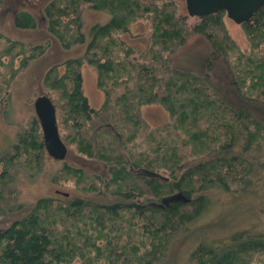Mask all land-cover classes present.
I'll return each mask as SVG.
<instances>
[{"label":"trees","instance_id":"16d2710c","mask_svg":"<svg viewBox=\"0 0 264 264\" xmlns=\"http://www.w3.org/2000/svg\"><path fill=\"white\" fill-rule=\"evenodd\" d=\"M83 3L109 15L86 34L81 30ZM3 4L0 0V9ZM43 11L46 31L64 50L83 44L80 56L50 64L40 84L72 155L54 181L86 198L42 196L20 218L8 216L19 208L13 203L16 171L29 166L32 175L46 156L33 116L10 151L0 155V264H151L175 234L204 212L207 188L246 195L262 185L264 117L253 107L256 115L250 114L246 106L264 108V6L239 24L248 45L243 52L226 28L223 10L188 23L179 17L175 0H48ZM13 21L18 28L36 26L25 9L16 11ZM138 21L146 28L133 57L121 36ZM191 33L208 45L199 73L169 60ZM43 50L42 44L25 46L0 31V102L18 70ZM83 62L96 72L103 94L98 107L83 93ZM219 62L241 100L237 106L211 82L209 72ZM151 102L167 113V121L153 127L141 115ZM69 158L85 165L67 163ZM144 170L162 177H148ZM177 191L189 202L159 205ZM215 244L195 248L192 264H264L262 231L242 229L229 242Z\"/></svg>","mask_w":264,"mask_h":264},{"label":"rangeland","instance_id":"374dc122","mask_svg":"<svg viewBox=\"0 0 264 264\" xmlns=\"http://www.w3.org/2000/svg\"><path fill=\"white\" fill-rule=\"evenodd\" d=\"M28 1L31 2V7H28L25 2L18 10L25 9L32 14L36 22V27L33 29L16 27L13 21V12L4 10L6 4H3L0 9V31L2 34L8 39L24 43L25 46L35 44L44 46L40 56L30 60L26 67L18 70L6 92L5 100L3 99L0 102V155L10 151L16 135L27 126L29 120L34 116L32 103L35 97L43 91L40 82L45 69L54 62H61L68 57L80 56L83 50V44H75L64 50L57 40L48 34L45 29L46 17L43 11L48 0ZM175 2L178 6L179 17L188 23H192L195 17L186 14L184 0H175ZM3 7L4 9H2ZM39 10L41 11L39 12ZM80 17L82 21L81 30L86 34L90 26L106 22L109 15L94 10L89 4L83 3ZM223 20L230 36L238 44L239 50L246 51L248 45L240 25L225 15ZM121 38L132 47L133 57H136L137 52L142 48V43L138 42V39L128 38L125 34ZM207 52L208 45L205 39L198 34L191 33L188 35L184 47L171 53L169 60L179 69L199 73L204 70V59ZM79 71L82 77L83 93L91 106L98 107L102 102L103 94L96 87V72L93 66L83 62ZM209 74L211 82L214 81L220 90H224L225 94L223 95H225V99L230 105L237 106L238 103H241L237 92L231 83L225 79L224 67L220 62L213 63ZM246 107L250 114L252 112L255 114L254 108L259 117H264V108L261 105L248 104ZM141 111L143 112L141 115L144 122L151 127L160 124L163 120H159L160 117L167 116L166 110L160 104L154 102L143 105ZM155 111L163 115L159 114L157 121L153 120V114L158 115ZM86 139H92L90 133L86 135ZM108 140L106 138V144H108L106 149H109L108 146L110 145ZM69 155L72 156L70 151ZM63 161L46 155L42 165L32 175L29 174V166H24L22 171L20 169L16 171L15 186L17 191L13 203H18L19 208L8 214L12 221L27 213L39 197L55 194L63 196L57 193L56 190L65 192L68 196H71V199H74L72 197L76 194L68 185L65 186L54 181V176L63 165ZM66 162L80 166L85 165V163L74 158L66 159ZM91 164L94 166L96 163L89 162L90 166H92ZM204 192L208 199L204 212L198 219L186 225L181 232L175 234L168 241L163 252L151 264H192L190 258L195 248H213L217 242H229V239L242 229L264 233V199H260L264 195V181H262V185L256 184V189L246 195L225 192L219 187L207 188ZM75 197L86 198L84 194H78ZM112 199L115 200L116 198ZM106 200L100 199L98 203H105ZM108 200H111V198ZM0 207L3 206L0 205Z\"/></svg>","mask_w":264,"mask_h":264},{"label":"water","instance_id":"95a60500","mask_svg":"<svg viewBox=\"0 0 264 264\" xmlns=\"http://www.w3.org/2000/svg\"><path fill=\"white\" fill-rule=\"evenodd\" d=\"M185 12L190 17L200 18L223 10L224 15L237 24L248 21L255 11L264 6V0H184ZM32 109L41 132L42 146L46 155L64 160L69 157V149L61 140L56 126L55 108L50 97L41 91L33 100ZM146 176L162 177L159 173L144 170ZM57 192V191H56ZM67 195L65 192H61ZM188 198L177 191L160 199L159 205L170 206L173 202L187 203Z\"/></svg>","mask_w":264,"mask_h":264},{"label":"crops","instance_id":"0c3cea01","mask_svg":"<svg viewBox=\"0 0 264 264\" xmlns=\"http://www.w3.org/2000/svg\"><path fill=\"white\" fill-rule=\"evenodd\" d=\"M35 19V18H34ZM36 27V26H35ZM145 28H146V25L144 24V23H142V22H136L132 27H131V29H130V34H125L128 38H132V40H135V39H138V42L140 41V42H142V41H144L143 40V33L145 32ZM124 37V36H123ZM128 43V42H127ZM87 98V97H86ZM88 100V99H87ZM88 103H89V101H88ZM90 104V103H89ZM91 105V104H90ZM156 112V111H155ZM143 113V112H142ZM156 113H158V112H156ZM160 113H158V115L157 114H153L154 116V119L153 120H156L157 121V119L159 118L158 116H160L159 115ZM161 116H163V115H161ZM160 119H163V120H161V122H164V120H167V116L165 115L164 117H160L159 118V120ZM154 122V121H153ZM160 122V121H159ZM160 122V123H161Z\"/></svg>","mask_w":264,"mask_h":264},{"label":"flooded vegetation","instance_id":"af4514ba","mask_svg":"<svg viewBox=\"0 0 264 264\" xmlns=\"http://www.w3.org/2000/svg\"><path fill=\"white\" fill-rule=\"evenodd\" d=\"M25 2H26L28 7H31L32 4L28 0H5V4H6L5 11L6 12L10 11V12H13V14H14L16 11H18V8L21 7ZM40 11L41 10H39V12Z\"/></svg>","mask_w":264,"mask_h":264}]
</instances>
